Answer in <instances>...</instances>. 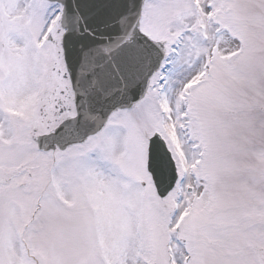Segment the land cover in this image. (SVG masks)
<instances>
[{
    "label": "snow or ice",
    "instance_id": "snow-or-ice-1",
    "mask_svg": "<svg viewBox=\"0 0 264 264\" xmlns=\"http://www.w3.org/2000/svg\"><path fill=\"white\" fill-rule=\"evenodd\" d=\"M0 264H264V0H0Z\"/></svg>",
    "mask_w": 264,
    "mask_h": 264
}]
</instances>
